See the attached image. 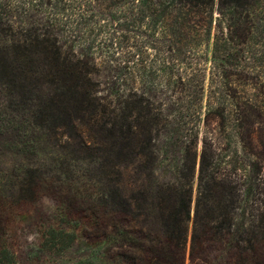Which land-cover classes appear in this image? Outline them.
Wrapping results in <instances>:
<instances>
[{"label":"trees","instance_id":"trees-1","mask_svg":"<svg viewBox=\"0 0 264 264\" xmlns=\"http://www.w3.org/2000/svg\"><path fill=\"white\" fill-rule=\"evenodd\" d=\"M255 88L264 0H0V127L19 121L30 155L51 140L95 156L108 264H264ZM230 117L242 154L219 143ZM50 228L54 247L77 238ZM0 264L20 263L3 247Z\"/></svg>","mask_w":264,"mask_h":264},{"label":"rangeland","instance_id":"rangeland-1","mask_svg":"<svg viewBox=\"0 0 264 264\" xmlns=\"http://www.w3.org/2000/svg\"><path fill=\"white\" fill-rule=\"evenodd\" d=\"M259 94L264 98L262 90ZM233 119L226 121L225 132L219 129V143L242 154L249 145L239 138ZM18 124L9 130L0 127V248L9 247L20 264H108L106 245L95 247L89 231L95 156L73 146L52 147L51 140L37 155L22 152L20 144L10 141L17 138ZM259 127L255 143L264 141V120ZM57 151L63 153L57 156ZM51 225L76 233V240L66 248L57 236L54 247Z\"/></svg>","mask_w":264,"mask_h":264}]
</instances>
